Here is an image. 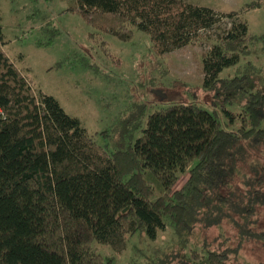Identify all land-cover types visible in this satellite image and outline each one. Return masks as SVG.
<instances>
[{
  "label": "trees",
  "instance_id": "1",
  "mask_svg": "<svg viewBox=\"0 0 264 264\" xmlns=\"http://www.w3.org/2000/svg\"><path fill=\"white\" fill-rule=\"evenodd\" d=\"M76 1L89 26L124 38L135 28L159 55L195 44L217 23L212 10L183 0ZM234 21L202 59L203 90L219 88L222 101L211 111L195 101L160 109L141 137L110 153L53 97L32 88L3 51L0 26V264H111L92 252L93 243L117 249L138 231L155 240L165 219L180 235L191 200L226 188L240 151L261 148L264 156V92L248 94L237 129L230 128L237 116L225 109L244 77L219 75L237 64L250 40L246 23ZM147 174L160 184L156 198ZM202 264L227 263L208 252Z\"/></svg>",
  "mask_w": 264,
  "mask_h": 264
},
{
  "label": "rangeland",
  "instance_id": "2",
  "mask_svg": "<svg viewBox=\"0 0 264 264\" xmlns=\"http://www.w3.org/2000/svg\"><path fill=\"white\" fill-rule=\"evenodd\" d=\"M183 1L212 10L217 23L199 32L195 44L159 55L135 28L124 38L89 26L74 10L76 0H0L3 51L36 92L53 97L110 153L141 137L148 117L160 109L195 101L211 111L212 103H220L225 93L219 88L203 90L202 59L231 22H244L250 37L245 52L219 75L244 77L228 92L232 105L225 107L237 116L230 127L237 129L248 94L264 92V0ZM251 4L258 6L246 9ZM229 12L238 17H224ZM187 178L188 170L179 173L173 190ZM147 179L158 197L159 182L148 174ZM189 216L180 235L165 219L155 240L138 231L117 249L93 243L92 252L111 264H202L208 252L222 254L227 264H264L262 149L240 151L229 185L191 200Z\"/></svg>",
  "mask_w": 264,
  "mask_h": 264
}]
</instances>
